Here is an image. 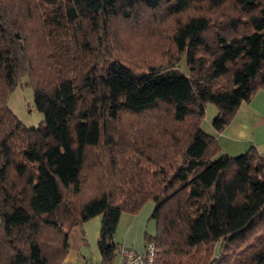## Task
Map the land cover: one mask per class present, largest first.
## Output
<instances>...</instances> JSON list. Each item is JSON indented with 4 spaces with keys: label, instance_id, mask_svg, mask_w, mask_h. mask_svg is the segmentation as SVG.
I'll list each match as a JSON object with an SVG mask.
<instances>
[{
    "label": "trees",
    "instance_id": "trees-1",
    "mask_svg": "<svg viewBox=\"0 0 264 264\" xmlns=\"http://www.w3.org/2000/svg\"><path fill=\"white\" fill-rule=\"evenodd\" d=\"M23 77L39 126L8 105ZM262 88L264 0H0V264H62L95 216L116 264L148 201L153 264H264V156L203 127Z\"/></svg>",
    "mask_w": 264,
    "mask_h": 264
},
{
    "label": "crops",
    "instance_id": "crops-1",
    "mask_svg": "<svg viewBox=\"0 0 264 264\" xmlns=\"http://www.w3.org/2000/svg\"><path fill=\"white\" fill-rule=\"evenodd\" d=\"M213 133L224 152L237 155L254 147L264 156V88L256 91L250 100L242 102L237 115L222 131L214 129ZM136 216L130 219L126 234L120 241L123 246L143 252L145 239L138 241L131 234ZM101 222V217L95 216L71 230L70 248L62 264H101L98 245Z\"/></svg>",
    "mask_w": 264,
    "mask_h": 264
},
{
    "label": "rangeland",
    "instance_id": "rangeland-1",
    "mask_svg": "<svg viewBox=\"0 0 264 264\" xmlns=\"http://www.w3.org/2000/svg\"><path fill=\"white\" fill-rule=\"evenodd\" d=\"M179 69L186 73L188 72L186 56H184L181 60ZM34 98V89L29 83L28 77H23L20 84H18L17 87L10 93L8 98V105L11 110L28 127L39 126L45 118L44 113L36 108ZM213 107L215 108V115L213 114ZM216 110V105L214 103H209L205 120L203 121L204 129L211 134H214L213 131L215 127L213 125V119L217 114ZM153 211L154 202L148 201L141 208V210L136 213L137 216L134 227L131 230V234L133 237H136L138 241L144 240L145 236L148 237L156 234L157 221L152 217ZM133 215L135 214H130L128 212L122 213L116 232V239L119 241L123 238V236H125L126 230L130 224V219ZM144 248L146 249V244Z\"/></svg>",
    "mask_w": 264,
    "mask_h": 264
},
{
    "label": "built area",
    "instance_id": "built-area-1",
    "mask_svg": "<svg viewBox=\"0 0 264 264\" xmlns=\"http://www.w3.org/2000/svg\"><path fill=\"white\" fill-rule=\"evenodd\" d=\"M155 258V245L153 242L146 244L144 252L134 248L121 246L117 264H153Z\"/></svg>",
    "mask_w": 264,
    "mask_h": 264
}]
</instances>
